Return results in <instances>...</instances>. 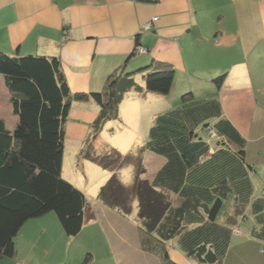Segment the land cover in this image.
<instances>
[{
    "label": "crops",
    "instance_id": "1",
    "mask_svg": "<svg viewBox=\"0 0 264 264\" xmlns=\"http://www.w3.org/2000/svg\"><path fill=\"white\" fill-rule=\"evenodd\" d=\"M148 22L150 26L144 28ZM139 47L146 52L138 53ZM0 51L11 56H58L70 92L87 95L102 91L107 76L119 71H135L133 78L139 76L143 90L140 68L152 61L171 65L170 94L192 92L197 98H218L223 115L246 139L252 174L264 177V2L260 0H0ZM136 92L124 93L117 124L105 127L106 122L100 135L93 137L99 105L90 97L72 101L65 138H71L73 151L84 143L103 148L106 140L101 134L106 128L115 144L130 151L140 147L134 137L126 139L123 129L137 128L136 119L145 112L151 125L159 113L151 103L164 99L154 93L148 100L150 92ZM0 96H7L9 102L1 75ZM165 105H160L161 112L171 107ZM0 118L8 128L16 122L14 115L12 120L2 114ZM149 154L144 152L142 157ZM80 168L77 180L81 185L88 181L89 188L86 168ZM129 173L133 180V168ZM105 177L94 180L90 196L80 188L87 206L77 235L68 237L53 212L29 219L15 237L14 255L0 257V264H80L84 257L85 264H161L156 255L141 249L137 221L98 200ZM66 178L73 183L70 174ZM242 222L238 218L233 227L222 264H264V241L251 236L252 223L242 231ZM170 256L177 264H197L174 243Z\"/></svg>",
    "mask_w": 264,
    "mask_h": 264
},
{
    "label": "trees",
    "instance_id": "2",
    "mask_svg": "<svg viewBox=\"0 0 264 264\" xmlns=\"http://www.w3.org/2000/svg\"><path fill=\"white\" fill-rule=\"evenodd\" d=\"M139 70L144 73L143 90L133 78L135 71H119L107 76L100 92L71 93L58 56L0 51V75L16 117L13 128L0 118V257L14 255L15 237L25 221L48 212L55 213L68 237L81 231L86 195L62 175L71 102L90 97L99 105L92 124L98 133L107 121L118 118L125 92L167 95L172 89L171 65L152 61ZM220 80L214 79L215 84ZM210 129L215 143L200 136V130L208 134ZM245 149L246 139L223 115L218 98L186 92L175 107L154 117L148 139L134 153L113 150L85 156L112 172L98 191L103 205L128 216L137 200L143 251L156 255L161 264H177L170 256L174 243L197 264H222L238 218L253 216L250 234L264 241V193L254 195L253 167ZM144 152L164 159L150 178L141 177ZM128 165L134 176L125 185L118 173ZM85 262L86 257L80 264Z\"/></svg>",
    "mask_w": 264,
    "mask_h": 264
},
{
    "label": "rangeland",
    "instance_id": "3",
    "mask_svg": "<svg viewBox=\"0 0 264 264\" xmlns=\"http://www.w3.org/2000/svg\"><path fill=\"white\" fill-rule=\"evenodd\" d=\"M139 79L140 78L138 76L136 79V82L138 85L141 84L139 82ZM152 94H154V93L147 94L148 100H152L154 98ZM162 97L164 99L163 100L164 102L158 101L156 103H154V102L151 103L152 104L151 108L156 107L155 112H159V113L161 112L160 110L162 109L161 108L162 106H160V105L162 103H165L166 104L165 106H168V108L170 106H171L170 108L175 107L176 104H178V98H180L181 96L178 97V94H174L172 92L170 94V92H169L167 95H163ZM2 98H4L3 101L1 100ZM156 110H159V111H156ZM0 114L4 115L6 117V119L11 118V120H12V117H13L12 107H11L10 100H9V102L7 101V96H0ZM134 115L137 116V114H134ZM125 116H126L127 120H130V118L128 117V114H126ZM116 121H118V118L107 121L105 127L107 125L111 126L110 124H115ZM136 125H137V128H132V127L127 126V129H123V131L126 133V139H129V137L130 138L134 137L136 140H138L142 143L141 145H143L145 143V141L148 139V131H149V127H150L149 122L146 121V112H145V115H141L136 119ZM109 129L110 128L103 129V133L101 134V137L103 138V140H106V142H105L106 145L103 144V148L101 146L98 147V145L95 146V144L92 145L91 143H88V144L84 143L82 146H80V147L78 146L77 150L74 149V151H73L74 145L72 143H70L72 141L71 138L66 137L64 139L63 152H62V164L64 163V172L62 175L64 176V178L66 180H68L66 177L68 176V174H70L71 178L73 180V183H72V181H70V182L77 187L79 186L78 188H84L86 190V195H88V196H90V190L89 189H90V187L91 188L93 187L92 184L94 183L95 179H100L102 177L107 176L104 178V182L101 184V186H102L109 180V178L112 175V172L107 171L106 169H103L98 164L89 160L88 157L85 156L88 152L90 154H92V156H95V155L108 154V153H111L113 150H116L122 154H127V152H133L134 153L136 151L135 149H133V151H130V149L126 150L127 147H124V146L122 147L121 145L115 144L113 142L114 139L111 138V135L109 133ZM94 131H95V129L92 127L91 128V132H92L91 137H93L94 134L97 135L99 133V132L95 133ZM114 131L116 132L115 129H114ZM98 135H100V134H98ZM200 136L203 137L205 140L210 139L213 142L216 140V137H210L204 130L203 131L200 130ZM90 144H91V147L89 148ZM162 159L163 158L161 156L153 155L151 153L149 154V156L144 155L142 157V166H143L144 172L142 173L141 177L142 178H149L151 176V174L157 169V167H158L157 164H159ZM81 165H84L86 168L85 171L87 172V175H88L87 177H89V181H90L89 188L86 185V183H88L87 177H85L86 178L85 181H87L85 183V185H81L80 181L77 180L78 176L81 177L80 176L81 174H79L82 171V169L80 168ZM132 168H133L132 165H128V166H125L119 170L118 176L120 178V181L125 185L130 184L132 181V179L130 177V173H129V171L132 170ZM74 173H75V175H77L76 177L74 176ZM252 179H253V183L255 186L256 194L259 195L260 193H263L264 192L263 191L264 190L263 189L264 184H263L262 179L264 180V177H260L259 175L253 173ZM69 180H71V179H69ZM131 205H132V210L128 214V216L132 220L137 221V219H138L137 218V205H138L137 200L136 199L133 200ZM252 219H253V216H251V215L246 216V219L243 220L242 224L240 225V229L242 231H244L246 228L249 227L250 223L254 224V221H251Z\"/></svg>",
    "mask_w": 264,
    "mask_h": 264
},
{
    "label": "built area",
    "instance_id": "4",
    "mask_svg": "<svg viewBox=\"0 0 264 264\" xmlns=\"http://www.w3.org/2000/svg\"><path fill=\"white\" fill-rule=\"evenodd\" d=\"M260 1L264 2V0H260ZM153 19H155V18H153ZM149 26H150V22H148L144 28H147ZM136 51L138 53H145L146 52V50L144 48H141V47L136 48ZM208 134H209L210 137H215V134H214V132L211 129L208 130ZM16 264H23V263L22 262H18Z\"/></svg>",
    "mask_w": 264,
    "mask_h": 264
}]
</instances>
